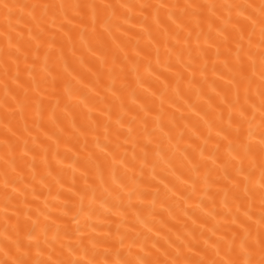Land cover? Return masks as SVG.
Returning a JSON list of instances; mask_svg holds the SVG:
<instances>
[{
	"label": "bare ground",
	"instance_id": "1",
	"mask_svg": "<svg viewBox=\"0 0 264 264\" xmlns=\"http://www.w3.org/2000/svg\"><path fill=\"white\" fill-rule=\"evenodd\" d=\"M0 264H264V0H0Z\"/></svg>",
	"mask_w": 264,
	"mask_h": 264
}]
</instances>
